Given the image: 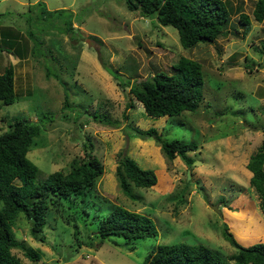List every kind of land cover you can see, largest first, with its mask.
<instances>
[{"label": "rangeland", "instance_id": "374dc122", "mask_svg": "<svg viewBox=\"0 0 264 264\" xmlns=\"http://www.w3.org/2000/svg\"><path fill=\"white\" fill-rule=\"evenodd\" d=\"M37 1L48 10L66 12L43 17ZM225 2L230 16L222 33L184 48L175 27L132 10L125 0H0V72L13 65L18 96L12 103L0 102V132L13 115L35 120L40 111L52 112L27 152L38 165V176L67 170L74 157L84 155L83 143L90 142L104 165L93 196L96 202L97 194L105 200L101 212L107 201L118 203L147 214L157 229L147 237L102 238L92 223L93 213L67 200L49 202L40 238L31 234V223L22 213L13 224L18 241L42 250L34 262L13 248L24 264H143L153 245L174 242L204 243L228 257L236 249L222 235L224 222L241 242L264 237V207L246 167L263 137L264 18H254L255 0ZM242 12L250 17L246 33ZM2 31L15 34L10 46L19 42L23 58L12 52ZM180 55L202 65L199 107L148 116L132 96L130 83L158 70L172 73ZM133 127H154L165 138L197 141L198 148L188 151L195 161L188 165L179 156L169 159L155 138L132 134ZM123 153L157 175L149 187L131 183L134 197L122 191L116 175Z\"/></svg>", "mask_w": 264, "mask_h": 264}, {"label": "trees", "instance_id": "16d2710c", "mask_svg": "<svg viewBox=\"0 0 264 264\" xmlns=\"http://www.w3.org/2000/svg\"><path fill=\"white\" fill-rule=\"evenodd\" d=\"M132 10H139L142 15H155L160 24L172 25L177 29L180 44L191 48L199 41H212L222 31L230 16L225 0H125ZM42 16L53 12H66L65 8L48 10L42 1ZM33 5H29V9ZM47 12V13H46ZM66 29H72V21L67 13ZM254 18H264V0H255ZM31 17V18H30ZM32 19L29 15L28 19ZM29 19V20H30ZM244 24L243 32L250 29V17L240 13ZM32 35V31L27 30ZM2 39L9 44L13 53L23 58L21 44L11 47L15 34L2 31ZM11 44V46H10ZM174 71L168 73L156 71L151 77L130 83V92L140 102L148 116L177 115L184 110H196L203 99V72L201 63L191 57L180 55L173 64ZM107 68V67H105ZM110 70V68H107ZM113 75L116 72L111 69ZM58 77V73L54 72ZM18 98L14 85V67L5 66L0 72V102L12 103ZM53 113L40 111L37 119L25 115H13L9 127L0 132V264H24L12 249L19 248L30 260L36 261L42 250L28 246L16 239L13 224L22 213L30 221V232L37 237L48 221L49 202L58 205L63 200L82 206V211L93 213L92 223H97V234L102 238L117 234L125 238H140L157 234V229L150 216L131 210L118 203L107 201V207L101 212L105 200L97 194L95 186L104 172V165L93 152V145L84 142V155L74 157L67 170H54L44 177L38 176V165L27 155L28 150L37 144V137L44 129L45 122L52 119ZM132 134L153 137L161 145L169 159L177 156L192 165L195 158L188 151L198 148L197 141L165 138L150 127L142 130L131 128ZM259 146L249 155L246 167L252 172L249 183L261 197L264 207V127ZM116 175L122 191L134 197L131 183L149 187L156 183L157 175L153 168H145L129 154L123 153L118 159ZM223 199V198H221ZM97 203V206H95ZM94 207L93 211L89 209ZM222 235L233 245L236 251L225 257L219 250L204 243H158L152 246L144 257L143 264H264V237L250 238L241 242L230 229L222 224ZM40 238V237H37ZM233 260V262H230Z\"/></svg>", "mask_w": 264, "mask_h": 264}, {"label": "water", "instance_id": "95a60500", "mask_svg": "<svg viewBox=\"0 0 264 264\" xmlns=\"http://www.w3.org/2000/svg\"><path fill=\"white\" fill-rule=\"evenodd\" d=\"M211 206H212L214 209H216L217 211L220 212V210H219V208L217 207V205H215V204H211Z\"/></svg>", "mask_w": 264, "mask_h": 264}]
</instances>
